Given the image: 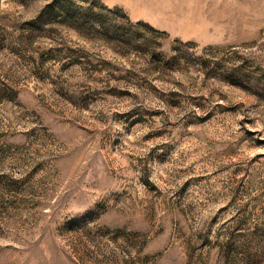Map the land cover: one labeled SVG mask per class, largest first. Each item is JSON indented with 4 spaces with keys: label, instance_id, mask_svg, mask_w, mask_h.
Segmentation results:
<instances>
[{
    "label": "rangeland",
    "instance_id": "rangeland-1",
    "mask_svg": "<svg viewBox=\"0 0 264 264\" xmlns=\"http://www.w3.org/2000/svg\"><path fill=\"white\" fill-rule=\"evenodd\" d=\"M0 264H264V0H0Z\"/></svg>",
    "mask_w": 264,
    "mask_h": 264
}]
</instances>
